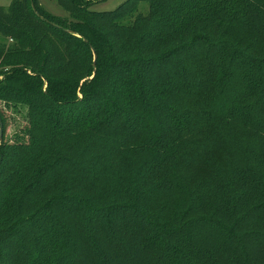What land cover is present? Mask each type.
<instances>
[{"label": "trees", "instance_id": "1", "mask_svg": "<svg viewBox=\"0 0 264 264\" xmlns=\"http://www.w3.org/2000/svg\"><path fill=\"white\" fill-rule=\"evenodd\" d=\"M98 1L0 3V264H264V0Z\"/></svg>", "mask_w": 264, "mask_h": 264}, {"label": "rangeland", "instance_id": "2", "mask_svg": "<svg viewBox=\"0 0 264 264\" xmlns=\"http://www.w3.org/2000/svg\"><path fill=\"white\" fill-rule=\"evenodd\" d=\"M94 2L98 0H84V2ZM126 0H102L98 1L93 5V9L97 11H112L115 10ZM13 0H0L3 7L9 8ZM44 8L52 15L57 17H66L67 11L59 4L58 0H40ZM142 11L145 13L148 10L147 4H142ZM0 35V41L2 40ZM95 57H93L94 63ZM84 81V80H83ZM83 81L81 83H83ZM83 85V84H82ZM77 98L82 100L84 98L81 89L77 90ZM16 105V104H14ZM88 104H83L82 107H87ZM0 107L5 116L4 125V139L5 140H15L16 135L23 136L24 130L28 125V106L17 104L16 107L13 105L5 104L1 102ZM3 139V140H4Z\"/></svg>", "mask_w": 264, "mask_h": 264}, {"label": "water", "instance_id": "3", "mask_svg": "<svg viewBox=\"0 0 264 264\" xmlns=\"http://www.w3.org/2000/svg\"><path fill=\"white\" fill-rule=\"evenodd\" d=\"M92 49H93L94 57H95V60H94V65H95L97 62V53L94 48ZM3 139H4V123L0 120V143L3 141Z\"/></svg>", "mask_w": 264, "mask_h": 264}]
</instances>
